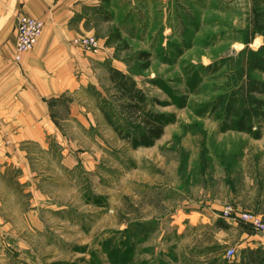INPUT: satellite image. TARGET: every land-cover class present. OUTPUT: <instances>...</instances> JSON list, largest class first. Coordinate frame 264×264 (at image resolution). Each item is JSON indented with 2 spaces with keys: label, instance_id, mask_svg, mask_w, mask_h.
I'll return each mask as SVG.
<instances>
[{
  "label": "rangeland",
  "instance_id": "374dc122",
  "mask_svg": "<svg viewBox=\"0 0 264 264\" xmlns=\"http://www.w3.org/2000/svg\"><path fill=\"white\" fill-rule=\"evenodd\" d=\"M100 14L87 22L96 33L75 36L95 37L104 60L86 115L57 123L59 139L37 148L38 176L0 179V264L245 260L251 235H264L221 211L264 220V92L252 90L264 70L251 67L264 57V0H182L166 18L138 13L134 29ZM112 68L161 115L158 139L137 143L144 129L119 100Z\"/></svg>",
  "mask_w": 264,
  "mask_h": 264
},
{
  "label": "crops",
  "instance_id": "0c3cea01",
  "mask_svg": "<svg viewBox=\"0 0 264 264\" xmlns=\"http://www.w3.org/2000/svg\"><path fill=\"white\" fill-rule=\"evenodd\" d=\"M181 1L0 0V179L16 177V173L24 179L38 176L33 168L37 148L48 150L50 135L57 134V123L86 115L84 94L96 85L97 63L102 65L104 60L101 54L85 52L71 40L80 34L96 33L98 29L87 26L92 14L103 22L100 12L105 9L114 19L115 28L134 29L132 21L140 16L138 13L148 11L149 15L158 13L166 18L173 3ZM154 2L159 5L154 6ZM18 15L41 19L44 26L33 49L15 62ZM251 236L256 237L254 245L264 250V237Z\"/></svg>",
  "mask_w": 264,
  "mask_h": 264
},
{
  "label": "trees",
  "instance_id": "16d2710c",
  "mask_svg": "<svg viewBox=\"0 0 264 264\" xmlns=\"http://www.w3.org/2000/svg\"><path fill=\"white\" fill-rule=\"evenodd\" d=\"M257 28L259 29V27ZM263 49L264 45L259 47L260 51ZM251 67L264 70V57L252 58ZM108 78L116 89L119 100H125V103L123 104L124 107L130 110L132 114L136 115V117L142 123V128L144 131L142 134H140L137 143L146 145L151 141L158 139L163 133L164 122L161 119V115L146 108V96L141 91V89L136 86L135 81L122 71L113 68L110 69ZM252 90L264 92V84L254 82ZM100 110L104 118L109 122V115L104 111L103 108H100ZM239 115L242 116V112ZM237 123L240 125L242 124L240 121H237ZM118 134H120L119 131ZM234 264H264V250L260 247L250 249L249 255L245 260L239 263L236 262Z\"/></svg>",
  "mask_w": 264,
  "mask_h": 264
},
{
  "label": "built area",
  "instance_id": "2783aa9c",
  "mask_svg": "<svg viewBox=\"0 0 264 264\" xmlns=\"http://www.w3.org/2000/svg\"><path fill=\"white\" fill-rule=\"evenodd\" d=\"M44 22L41 19L32 18L25 15H18L15 22V52L13 60L18 62L21 54L33 49L36 45L42 30ZM72 44L81 50L100 54L101 47L97 39L93 36H78L72 39ZM223 218H228L236 222L243 223L251 227L255 232L264 235V220L262 217L250 210L240 209L233 205H227L222 209ZM234 249H226V257H232Z\"/></svg>",
  "mask_w": 264,
  "mask_h": 264
}]
</instances>
